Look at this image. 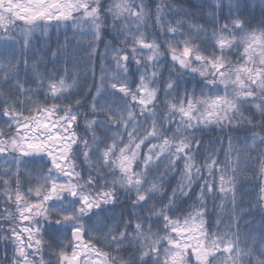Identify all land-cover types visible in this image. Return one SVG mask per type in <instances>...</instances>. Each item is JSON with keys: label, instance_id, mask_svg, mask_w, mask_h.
<instances>
[{"label": "snow or ice", "instance_id": "1", "mask_svg": "<svg viewBox=\"0 0 264 264\" xmlns=\"http://www.w3.org/2000/svg\"><path fill=\"white\" fill-rule=\"evenodd\" d=\"M0 264H264V0H0Z\"/></svg>", "mask_w": 264, "mask_h": 264}, {"label": "trees", "instance_id": "2", "mask_svg": "<svg viewBox=\"0 0 264 264\" xmlns=\"http://www.w3.org/2000/svg\"><path fill=\"white\" fill-rule=\"evenodd\" d=\"M196 2V0H177V3H180L182 5H184L185 7H188L189 4H194ZM52 36H53V41H52V44L53 46H55V32L52 33ZM110 37H105V39H108ZM60 40L63 41V36L61 35L60 36ZM100 49L102 50L103 49V42L100 43L99 45ZM99 75V65L97 64V76ZM89 77H91V73H89ZM91 82V81H89ZM220 135L216 130H212V131H209L208 133H206L205 135V141L207 142V140L213 138V137H216ZM225 135H227L225 133ZM225 145H226V141H225ZM210 227H212L214 229L215 225H214V221H215V214L211 212V209H210ZM227 222V221H226Z\"/></svg>", "mask_w": 264, "mask_h": 264}]
</instances>
